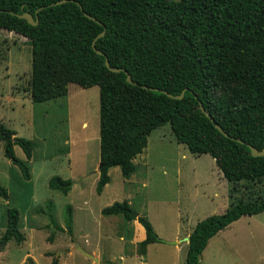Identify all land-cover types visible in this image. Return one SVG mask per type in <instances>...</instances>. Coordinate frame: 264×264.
I'll return each mask as SVG.
<instances>
[{"label":"trees","instance_id":"16d2710c","mask_svg":"<svg viewBox=\"0 0 264 264\" xmlns=\"http://www.w3.org/2000/svg\"><path fill=\"white\" fill-rule=\"evenodd\" d=\"M55 1L0 0V29L25 37L30 45L32 102L65 96L68 83L97 86L96 194L108 183L109 168L117 166L123 177L134 171L132 159L146 146L149 133L164 124L189 153L208 154L225 180H264V155L252 156L247 147L264 146V0ZM23 13L36 16L37 23L18 16ZM102 30L94 42L99 55L91 41ZM105 58L110 67L124 69L134 84L122 71L105 67ZM159 90L171 96L182 91V97ZM198 101L230 138L204 116ZM0 141L2 155L27 180L28 168L14 155L13 146L28 160L32 141L1 123ZM71 184L58 175L47 180L49 189L63 194ZM0 197L7 198L1 185ZM71 210L69 204L63 207L68 233ZM262 211L264 197L238 199L221 213L196 221L187 235L185 264H199L208 239L229 223ZM100 213L136 220L144 230L137 242L141 247L160 241L148 220L125 199L102 207ZM46 215L57 227L49 211ZM17 223V210L7 208L0 248L10 239L16 244L24 240ZM26 264H32L30 258ZM50 264H56L55 257Z\"/></svg>","mask_w":264,"mask_h":264},{"label":"rangeland","instance_id":"374dc122","mask_svg":"<svg viewBox=\"0 0 264 264\" xmlns=\"http://www.w3.org/2000/svg\"><path fill=\"white\" fill-rule=\"evenodd\" d=\"M29 78L27 39L0 29V123L33 144L28 160L13 146L14 155L28 168L25 180L2 155L0 141V185L7 191L6 199L0 197V236L11 207L18 212L24 236L21 243L10 239L0 248V264H26L27 258L32 264H50L52 257L56 264H185L184 241L176 246L167 241L180 240L197 220L221 213L238 199L264 197V180H225L208 154H191L176 142L168 124L149 133L128 177L117 166L109 168V181L96 194L97 86L68 83L65 96L32 102ZM52 175L69 178L70 190L63 194L49 189ZM123 199L148 220L159 242L146 249L129 243L131 223L121 215L100 213ZM66 204L72 209L70 234L63 222ZM47 211L57 227L48 223ZM258 216L212 237L199 264H264V229L257 225L264 224V215Z\"/></svg>","mask_w":264,"mask_h":264},{"label":"water","instance_id":"95a60500","mask_svg":"<svg viewBox=\"0 0 264 264\" xmlns=\"http://www.w3.org/2000/svg\"><path fill=\"white\" fill-rule=\"evenodd\" d=\"M65 1H67V0H57V1L54 2V4L63 3V2H65ZM77 5H78L79 9L81 10L80 5H79L78 3H77ZM40 8H41V7H40ZM38 9H39V8H38ZM38 9H36L35 12H37ZM82 14H83L84 16H86L87 18H89V19H91V20H93V21H95V22H98L95 18H93L92 16L86 14V13L83 12V11H82ZM18 16L21 17V18H23V19H25V20H26L29 24H31V25H35V24L37 23V17L35 16V17L33 18V17H32L30 14H28V13H23V14L18 15ZM98 23H99V22H98ZM103 34H104V30H102L101 32H99V33L93 38V40L91 41V48L93 49V51H95V52H96L97 54H99V55H101L102 53H101L100 51H98V50L94 47V42H95V40H96L98 37H101ZM104 65H105V67H107L111 72L122 71V72L125 74V80H126L128 83L134 84V82L131 80L130 75H129L124 69L119 68V67H110L109 64H108V62H107V60H106V58L104 59ZM143 87H145V86H143ZM149 89L158 90L157 88H149ZM159 91H161L162 93H164L165 95H167V96H169V97H173V98H176V99H180V98L182 97V91H181L178 95H176V96H171L170 94H168V93H166L165 91H162V90H159ZM198 107H199V110L204 114V116L207 117V118L210 120V122L212 123V125H213V126H214V127H215V128H216V129L222 134V135H223V136L230 138V137L226 134V132H224V131L219 127V125H218L216 122L213 121V119L210 117V115L208 114V112L205 111V110L203 109V107H202V105H201V103H200L199 101H198ZM237 141L240 142V143H242L241 140H237ZM247 147L249 148L250 154H251L252 156H262V155H264V146H263L261 149H259V150L256 149L255 147L249 145V144H247ZM181 240H182V241H187V236H184L183 238H181ZM167 243H168V244H174L175 241H167ZM75 246H76V248H77V249H78L83 255H85V256H87V257L93 259V257H92L91 254L87 253V252L84 251L82 248L78 247L77 245H75Z\"/></svg>","mask_w":264,"mask_h":264},{"label":"crops","instance_id":"0c3cea01","mask_svg":"<svg viewBox=\"0 0 264 264\" xmlns=\"http://www.w3.org/2000/svg\"><path fill=\"white\" fill-rule=\"evenodd\" d=\"M217 169V168H216ZM218 171V170H217ZM95 172H96V176H95V181H96V179H97V171L95 170ZM219 172V171H218ZM218 172H217V175H218ZM220 173V172H219ZM220 175H221V173H220ZM222 177V176H221ZM223 178V177H222ZM106 185V184H105ZM104 185V186H105ZM257 215H260V216H258V217H261L262 215H264V211H262V212H260V213H257V214H254V215H250V216H241V217H239L238 219H236V220H234V221H232L231 223H229L226 227H224L223 229H221V230H219L216 234H221V233H223L224 231H226L227 229H229V228H232V227H235V225H239L241 222H242V220L243 219H245V220H254V219H256V218H253V217H257ZM259 219V218H258ZM127 221H129L131 224V228H130V234H128V241H129V243H136V242H139V241H141L143 238H144V230H143V228H142V226L136 221V220H127ZM198 221V220H197ZM195 224V223H194ZM193 224V225H194ZM246 225H249V224H247V223H245ZM193 225H192V227H193ZM258 227H260V228H263L264 229V224H262V223H259L258 222ZM191 227V228H192ZM191 228L189 229V231H187V232H185V234H184V236H187L188 235V233L190 232V230H191ZM242 228H244V226L242 227ZM215 234V235H216ZM215 235H213L212 237H214ZM212 237L211 238H209L208 239V241L206 242V245H205V247L203 248V250H205V248L207 247V245L209 244V242H210V240L212 239ZM174 241H175V243L173 244L174 246H176L178 243H179V241H182L181 239L180 240H176V239H174ZM156 243V242H155ZM184 244H185V247H186V241H184L183 242ZM151 244H154V243H149V244H147V245H145V247H144V249H146V246H148V245H151ZM86 250V249H85ZM84 250V251H85ZM202 250V251H203ZM186 251V250H185ZM202 253V252H201ZM201 256V255H200Z\"/></svg>","mask_w":264,"mask_h":264}]
</instances>
